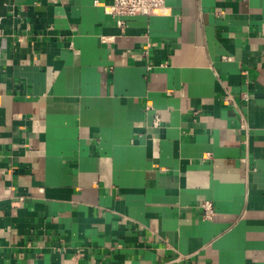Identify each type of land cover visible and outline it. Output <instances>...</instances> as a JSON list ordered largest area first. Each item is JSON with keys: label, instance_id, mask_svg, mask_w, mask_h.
Instances as JSON below:
<instances>
[{"label": "crops", "instance_id": "crops-1", "mask_svg": "<svg viewBox=\"0 0 264 264\" xmlns=\"http://www.w3.org/2000/svg\"><path fill=\"white\" fill-rule=\"evenodd\" d=\"M112 2L0 0V264H264V0Z\"/></svg>", "mask_w": 264, "mask_h": 264}, {"label": "built area", "instance_id": "built-area-1", "mask_svg": "<svg viewBox=\"0 0 264 264\" xmlns=\"http://www.w3.org/2000/svg\"><path fill=\"white\" fill-rule=\"evenodd\" d=\"M97 3V1H95ZM99 4V3H98ZM164 9V0H113L112 4L106 7V10L111 15L132 16L137 14L149 15L159 13ZM2 28L0 24V38L2 36ZM146 45L143 55L147 54ZM149 68V66H148ZM243 99H248V93H243ZM227 102L230 101V96L226 97ZM202 216L204 219H212L215 215L211 201H203L200 205Z\"/></svg>", "mask_w": 264, "mask_h": 264}]
</instances>
